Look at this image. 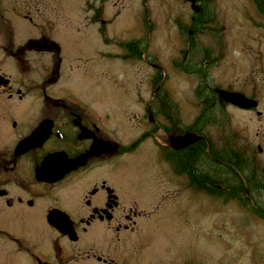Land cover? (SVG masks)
I'll use <instances>...</instances> for the list:
<instances>
[{
    "label": "rangeland",
    "instance_id": "1",
    "mask_svg": "<svg viewBox=\"0 0 264 264\" xmlns=\"http://www.w3.org/2000/svg\"><path fill=\"white\" fill-rule=\"evenodd\" d=\"M191 1L9 0V43L18 47L28 38L45 34L58 44L61 77L50 91L59 98H80L90 111L107 118L98 122L105 123L103 126L119 140L116 151L121 148V153L94 162L116 161L113 167L95 166L93 182L103 178L124 203L137 199L142 203L134 201L143 211L155 209L153 218L137 227L146 233L151 230L149 254L162 257L155 259L159 264H167V256L186 258L188 264H264V218L239 202L221 201L188 185L160 151L159 143L177 148L198 138L189 126L204 114L198 98L200 74H195L204 67L217 98L222 95L228 102L225 111L229 122L226 134L217 123L206 126L203 132L217 149L223 147L219 141L222 134H236L235 139L230 133L233 147L248 158L253 153L257 165L264 169V18L251 0H212L218 32L199 35L191 47L181 31L194 9ZM4 4L1 0L0 5ZM135 41L139 42L136 53ZM123 42L131 43L127 47L120 45ZM205 49L208 55L203 53ZM31 53H27L28 59ZM45 53L40 52L38 59L49 57ZM85 68L86 73L80 75ZM75 70L81 71L76 75ZM158 70L163 82L153 81ZM161 90L171 100L167 116L159 109L158 101L163 98L156 94ZM14 99L9 102L14 118H23L35 109L30 100L15 104ZM176 118L181 130L173 128ZM159 125L169 126L172 132L166 133L171 131L168 128L162 132ZM132 144L131 150H123ZM240 173L252 185L241 192L264 206V183L249 170L240 169ZM76 185L72 181L58 192L62 204L71 209L77 199ZM94 197L102 201L103 194L98 192ZM40 203L37 199L35 207L15 205L9 215H0V264H29L24 250L50 246L55 233L43 223ZM9 234L14 242L4 241ZM105 234L100 232L103 237ZM56 238L63 247L64 242ZM165 248L168 253L163 252Z\"/></svg>",
    "mask_w": 264,
    "mask_h": 264
},
{
    "label": "flooded vegetation",
    "instance_id": "2",
    "mask_svg": "<svg viewBox=\"0 0 264 264\" xmlns=\"http://www.w3.org/2000/svg\"><path fill=\"white\" fill-rule=\"evenodd\" d=\"M8 1L4 0V7L0 5V215H9L15 205L35 207L40 199L39 214L42 212L43 223L54 231L55 238L47 241L48 247L24 250L29 264L91 260L99 264H159L155 259L163 258L149 254L151 230L146 233L137 227L152 219L155 209L143 211L135 203L137 199L124 203L103 178L93 182L95 166L113 167L116 161L94 162L121 150L116 151L120 147L116 136L105 123L98 122L107 118L90 111L80 98H59L51 93L50 88L61 77V57L58 44L49 36L41 34L18 47L10 46ZM4 10L8 15L2 14ZM40 52L49 57L41 61ZM27 53L32 58L28 59ZM78 71H74L76 75ZM11 99L15 104L30 100L35 109L23 118H14L9 112ZM72 181L77 184V199L71 209L62 204L58 192ZM98 192L103 194L102 201L94 197ZM101 231L108 233L106 237ZM9 236L4 241L14 242ZM56 236L64 242L63 247ZM163 252L169 251L165 248ZM166 260L167 264H188L186 258L167 256Z\"/></svg>",
    "mask_w": 264,
    "mask_h": 264
},
{
    "label": "trees",
    "instance_id": "3",
    "mask_svg": "<svg viewBox=\"0 0 264 264\" xmlns=\"http://www.w3.org/2000/svg\"><path fill=\"white\" fill-rule=\"evenodd\" d=\"M251 1L256 11L264 18V0ZM191 6L194 7V9H192V15L190 16L188 24L181 29V31L192 47L194 39H198L199 35H215L218 31L216 28L217 22L212 0H192ZM128 43L131 42H123L120 43V45L127 46ZM136 43L139 42L135 41V50L133 51L135 53L139 49ZM203 53L208 55L206 49ZM174 64L177 65V63ZM201 65L202 64H196L195 66L199 67ZM186 68H188V66ZM192 71L194 73V70ZM198 73L200 77L197 86L202 87L199 88L200 95L198 98L202 103L201 109L204 111V114H199L189 126V128L198 135V138L177 148L168 146L166 143H159L162 158L172 166L175 173L185 176L188 185L197 187L198 190L206 194L208 193L209 196L220 198L221 201L230 199L239 202L244 208L248 206L251 212L264 218V206L256 205L249 196L241 192L243 190V192H245L246 187L251 189L252 185L240 173V169L244 171L249 170L251 175L259 183H264V169L257 165V162L253 158V153L251 154L252 157L248 158L241 150L233 147L232 142L234 136L236 139V134L229 131L233 138L230 136V133L228 136L222 134L219 141L220 145L223 144V147L217 149L214 147L213 141L207 136V132H203L206 126L216 125L217 123L218 125L220 124V128H223V132L225 133L224 130L228 129L227 125L229 122L225 111V106L228 102L226 99L222 98V95L218 96V98L215 95L216 91L214 93V87L210 83L207 69L200 67L198 70H195V74L198 75ZM156 74L157 76L154 77L153 81L159 82L161 79L160 82H163L165 78L161 70H158ZM157 93V97L163 98L162 101H158L160 104V111L164 116H167L166 114H171V100L166 99L167 96L162 90ZM201 117L203 119H201ZM172 121L173 128L174 126L176 129L180 130L183 128V126H180L178 118ZM157 128H161L162 132L168 131L165 125H159ZM196 130L198 132H195ZM228 144L231 146L225 147V145ZM132 146L133 144L127 147L125 146L123 150L125 152L129 151ZM226 187H228L227 190L222 189Z\"/></svg>",
    "mask_w": 264,
    "mask_h": 264
},
{
    "label": "water",
    "instance_id": "4",
    "mask_svg": "<svg viewBox=\"0 0 264 264\" xmlns=\"http://www.w3.org/2000/svg\"><path fill=\"white\" fill-rule=\"evenodd\" d=\"M232 99V97H230Z\"/></svg>",
    "mask_w": 264,
    "mask_h": 264
},
{
    "label": "bare ground",
    "instance_id": "5",
    "mask_svg": "<svg viewBox=\"0 0 264 264\" xmlns=\"http://www.w3.org/2000/svg\"><path fill=\"white\" fill-rule=\"evenodd\" d=\"M172 147V146H171Z\"/></svg>",
    "mask_w": 264,
    "mask_h": 264
}]
</instances>
